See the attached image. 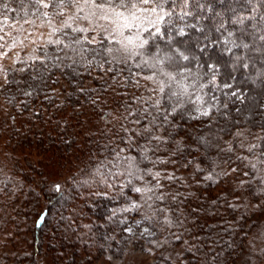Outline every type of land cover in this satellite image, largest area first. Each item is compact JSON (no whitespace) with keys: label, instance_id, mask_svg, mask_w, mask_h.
Masks as SVG:
<instances>
[{"label":"trees","instance_id":"16d2710c","mask_svg":"<svg viewBox=\"0 0 264 264\" xmlns=\"http://www.w3.org/2000/svg\"><path fill=\"white\" fill-rule=\"evenodd\" d=\"M164 8L173 15L159 34L137 29L119 40L89 43L92 32L66 19L42 60L9 80L11 109L33 101L42 114L19 115V145L0 124V264L100 254L122 232L118 199L128 196L149 230L144 243L176 263L181 248L194 264H236L249 232L264 228V0ZM61 10L0 0V37ZM52 80L71 91L73 107L48 95ZM10 112L1 121H16Z\"/></svg>","mask_w":264,"mask_h":264},{"label":"rangeland","instance_id":"374dc122","mask_svg":"<svg viewBox=\"0 0 264 264\" xmlns=\"http://www.w3.org/2000/svg\"><path fill=\"white\" fill-rule=\"evenodd\" d=\"M143 7L148 8L150 5H145ZM90 11L91 9L89 7H85V13L77 14L75 18H72L73 14L68 10L64 15L53 19L26 23L22 26L20 24H12L8 26L5 29L6 32H3V35H1L8 39V41L11 39L12 45L7 43L6 47L3 46L0 56V124L7 121V129H10V133L15 132L16 134H20L19 136L21 137L18 140H13L14 145H19L24 142L25 139V137H23L24 135L22 136L19 131L20 122H18V119L21 117H19V115H25V113H27L33 117H38L42 114V109L35 106V102L29 101L25 105H19V107L13 111L3 98L8 88V82L12 77L21 73L24 63L28 62L30 65H33L37 58L38 60H42L43 55L46 54L48 39L55 36L52 34L57 32V29L62 26L66 19H70L72 22L77 23V25L86 27L96 38H98L99 34H109L115 36L118 40L120 37L130 32L136 34L137 29L155 30L157 27H160L162 22L157 19V13H141L137 10V14L143 18L137 21L134 27H124L125 21L122 17H117L115 14H112L110 10H105L102 14L108 15L109 19L101 20L99 18L101 13L98 12L96 16L90 17L92 23L89 24L87 20L80 19V16ZM149 21H155V26ZM104 29L108 31L105 32ZM0 44L2 45V43ZM200 45L202 44L200 43ZM4 53H6V55H4ZM246 75H248V73ZM51 83L52 88L51 91H48V95L56 98L57 102H68V104L73 107L75 100L71 91H66V85L56 80H52ZM50 97L45 98L49 99ZM206 97V92H200L196 102L206 108ZM8 111H11L12 117L16 115V121H12L8 118H4L1 121L2 115L4 114V117L5 113ZM69 146L68 144L67 149L70 148ZM23 153V150L18 151L16 157L22 159L24 157ZM38 162L41 163V160L38 159ZM53 179L57 180L59 178L55 176ZM43 186H45V183L42 184V187ZM118 201L120 211L122 212V232H120L116 238L110 239L107 243L108 248L100 254L93 255L86 253L77 256L72 253L67 255L66 264H194L193 259L190 256L187 257V254L180 250L181 248H178L179 251H177L179 252V263L173 260L169 261L165 257H162L153 247L151 249L143 241L149 230L147 232L145 231V229L148 228L141 215L142 210L134 205L131 196L122 199L119 198ZM252 210L258 212L254 208H252ZM129 229L131 231H129ZM112 230L113 229L109 232H112ZM21 231L25 233L27 229L22 228ZM152 233H154V231H152ZM23 236L32 238V234H23ZM15 240H17V238H15ZM263 248L264 228L260 225L249 232L246 247L239 256L236 264H264V257H261ZM40 254V262L48 263V254H45L44 250Z\"/></svg>","mask_w":264,"mask_h":264},{"label":"snow or ice","instance_id":"6c2138e0","mask_svg":"<svg viewBox=\"0 0 264 264\" xmlns=\"http://www.w3.org/2000/svg\"><path fill=\"white\" fill-rule=\"evenodd\" d=\"M36 3L41 4L43 7H53L58 9H68L69 12H72L73 17L80 13H85V7H89L91 9L90 12L81 15L80 19L87 20L89 24L92 23V20L90 17L96 16L97 13H101L100 19L101 20H107L109 19L108 15H103L102 13L105 12V10H110L112 14H115L117 17H122L125 21L124 27H134L136 26V22L141 20L143 17L137 14V10H139L141 13H157V19L163 20L164 16L171 17L173 15V12L171 10L165 12L164 5L168 2V0H35ZM183 6L186 8L188 4V0H181ZM173 4L177 3V0H172ZM150 5L148 8H144L143 6ZM6 7V5L4 6ZM159 10V11H158ZM59 15H64V12L61 10ZM188 12H184L183 15H188ZM183 16H181V19ZM155 26V21H149ZM170 23V22H169ZM66 27H71L70 24L65 23ZM75 32H82L87 33L88 29L85 28H73L72 29ZM105 32H107V29H104ZM159 28H156V33L159 34ZM182 31V30H181ZM150 31V35H151ZM0 39H3V37H0ZM96 37H92L88 40L89 43H91L93 40H95ZM108 40V36L101 35L100 43L103 45L104 41ZM75 43H81L82 41L77 37L74 40ZM147 39L143 43H146ZM143 46V45H141ZM0 47H3V45H0ZM104 51L111 52V49L103 48ZM6 55V53H4ZM135 55V53H133ZM181 55H183L181 53ZM184 59H187V56H184ZM175 95V93H173ZM175 109H173L174 111ZM207 112L202 113V115H207ZM159 139L158 137H156ZM235 171V169H233ZM159 173H156L155 176H159ZM147 191H151V189H146ZM137 192L142 191V189L137 188ZM129 231H131L129 229ZM147 232L148 229H145Z\"/></svg>","mask_w":264,"mask_h":264}]
</instances>
